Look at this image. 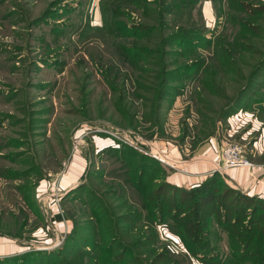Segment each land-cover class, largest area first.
Wrapping results in <instances>:
<instances>
[{
	"label": "rangeland",
	"instance_id": "1",
	"mask_svg": "<svg viewBox=\"0 0 264 264\" xmlns=\"http://www.w3.org/2000/svg\"><path fill=\"white\" fill-rule=\"evenodd\" d=\"M262 41L264 0H0V264H214L223 227L264 230V199L223 180L165 195L177 169L143 144L264 164Z\"/></svg>",
	"mask_w": 264,
	"mask_h": 264
},
{
	"label": "trees",
	"instance_id": "2",
	"mask_svg": "<svg viewBox=\"0 0 264 264\" xmlns=\"http://www.w3.org/2000/svg\"><path fill=\"white\" fill-rule=\"evenodd\" d=\"M136 1L138 2V0H136ZM161 11H162L163 14H166V12H167V11H163V10H161ZM162 23L163 22L160 20L159 25L156 27L157 32H161V31L164 30V27L161 25ZM108 26H109L108 23L105 22V18L102 17L101 30H103L105 28L107 29ZM155 37L159 38L160 41H161L159 43H156V50H157V53L160 55V58H162L163 55L166 52L165 49H164V46H165L164 42L168 39V37L167 36H163L160 33H157L155 35ZM262 42H263V46H264V41H262ZM257 51H259V50H257ZM257 53L260 54L261 52H257ZM160 58L159 59L157 58V64H158V66H161L160 74L162 76L165 71H162V68H164V66L162 65V62L160 64ZM262 64L263 63L261 62L258 65H256L255 67H257V66L260 67ZM253 69H255V68H253ZM237 108H238L237 106L230 105L227 108V110H225V112H223L224 116L228 117V116L232 115L234 113V111H237L236 110ZM150 176H151V174H150ZM150 176H149V178H147V181H145V182H144L143 177H140L138 179V183L136 184V187L139 188V185L141 183H144V185H145L144 189H145V192H146V188L152 186V184L154 182H156V180H157V178H154L153 175L151 177ZM221 180H223L221 174L216 171V172L211 173L210 176H208L200 184L192 187V189H190V190L186 189L185 187H178L176 185H173V184L169 183L166 180L163 181V183L160 185L161 187L159 186L160 188L159 187L158 188H159V190H161L162 187L163 188L166 187L167 189L164 192L165 195L168 194V192H170V191L179 190V191H184L188 195H191V196L199 195V196H201V198H203V199L205 198L206 199V198H208L207 195L209 194L210 190L214 186L217 185L218 181H221ZM223 185H225V184H223ZM225 186H226V189L228 191L240 194L241 197L244 198L245 200L249 199V198L250 199L254 198L255 201L264 199V196L263 197H261V196L258 197L256 195L250 196V195H247V194H243L238 189L230 187L227 184ZM146 195H147V193H146ZM152 195L154 196V194H152ZM152 195H147V196L151 197ZM157 197H158V195L155 194V197H154L155 200H156ZM174 208L176 209V207H174ZM176 216H177L176 214H173L172 215V219H175ZM55 218H56V220H60L61 215L60 214H56ZM159 218H160V219H158V220H160L159 222L162 223V221H164V216L162 217V215H159ZM181 219L184 222L183 228L188 233H191L192 230H193V226L194 225H192L191 221L187 220L186 218L181 217ZM223 223L225 224V221ZM235 225H236V222L235 223H231V225L228 228H226V227L224 228L223 227V230H225L228 233L227 240H226L228 253H225L224 256L221 258V260H222L221 263H214V264H247L246 259L244 257H242V256H244L245 250L249 248V246L252 244V242L258 241L259 233L264 232L263 229H261L260 232L256 231L254 226H253V222H252V226L248 222V224L244 226V230H242V228H241V230L240 229H236ZM251 254H252L251 258L254 257V259L250 260V262L252 261L253 264H264V254H261V255H257L256 253H251ZM166 257H167L166 255H160L159 259L160 260H165ZM254 260H257V261H254Z\"/></svg>",
	"mask_w": 264,
	"mask_h": 264
},
{
	"label": "crops",
	"instance_id": "3",
	"mask_svg": "<svg viewBox=\"0 0 264 264\" xmlns=\"http://www.w3.org/2000/svg\"><path fill=\"white\" fill-rule=\"evenodd\" d=\"M230 120V119H229ZM221 146V144H220ZM216 142L210 141L207 148L198 156L181 159L179 150L171 151V158L179 164V169L168 175L166 181L178 187H194L212 173L220 162L221 150ZM225 184L250 196H264V164H252L251 167H230L220 173Z\"/></svg>",
	"mask_w": 264,
	"mask_h": 264
},
{
	"label": "built area",
	"instance_id": "4",
	"mask_svg": "<svg viewBox=\"0 0 264 264\" xmlns=\"http://www.w3.org/2000/svg\"><path fill=\"white\" fill-rule=\"evenodd\" d=\"M143 144L150 146V152H148V156L156 159L160 163L168 164L174 169H179V165H176L177 162L172 158H169L165 153L159 151V149L156 148L154 144H150L149 142ZM221 159L222 163H217L213 171L223 173L225 169L230 167L247 168L252 166V163L247 160L245 156V151L238 145H230L225 148Z\"/></svg>",
	"mask_w": 264,
	"mask_h": 264
}]
</instances>
